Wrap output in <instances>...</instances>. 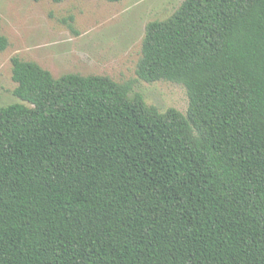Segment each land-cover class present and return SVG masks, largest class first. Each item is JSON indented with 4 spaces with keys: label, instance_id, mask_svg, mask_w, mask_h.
Wrapping results in <instances>:
<instances>
[{
    "label": "trees",
    "instance_id": "1",
    "mask_svg": "<svg viewBox=\"0 0 264 264\" xmlns=\"http://www.w3.org/2000/svg\"><path fill=\"white\" fill-rule=\"evenodd\" d=\"M12 64L26 103L0 106V264H264V0L147 24L137 74L184 85L186 113Z\"/></svg>",
    "mask_w": 264,
    "mask_h": 264
},
{
    "label": "rangeland",
    "instance_id": "2",
    "mask_svg": "<svg viewBox=\"0 0 264 264\" xmlns=\"http://www.w3.org/2000/svg\"><path fill=\"white\" fill-rule=\"evenodd\" d=\"M184 0H0L1 32L10 45L0 51V106L24 102L15 94L12 59L19 56L65 73L108 75L132 84L161 111L186 113L184 85L139 78L137 65L147 24L172 15Z\"/></svg>",
    "mask_w": 264,
    "mask_h": 264
}]
</instances>
